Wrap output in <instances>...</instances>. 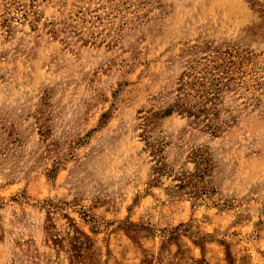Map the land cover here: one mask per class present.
<instances>
[{"label":"rangeland","instance_id":"374dc122","mask_svg":"<svg viewBox=\"0 0 264 264\" xmlns=\"http://www.w3.org/2000/svg\"><path fill=\"white\" fill-rule=\"evenodd\" d=\"M258 80L264 0H0V264H264Z\"/></svg>","mask_w":264,"mask_h":264},{"label":"trees","instance_id":"16d2710c","mask_svg":"<svg viewBox=\"0 0 264 264\" xmlns=\"http://www.w3.org/2000/svg\"><path fill=\"white\" fill-rule=\"evenodd\" d=\"M244 76H238L240 82H236L234 76H185L186 81L183 82L181 89V96L184 103L190 107L191 112L195 115H217L216 102L218 100L219 93L229 87L231 82L241 84ZM256 85L264 86V82L258 80ZM180 101V100H179ZM177 110L183 108V104H175ZM217 117V116H216ZM223 123V121H222ZM211 125L212 131L218 130V124ZM204 161V160H203ZM159 171L162 170V166L158 167ZM199 176V175H196Z\"/></svg>","mask_w":264,"mask_h":264}]
</instances>
